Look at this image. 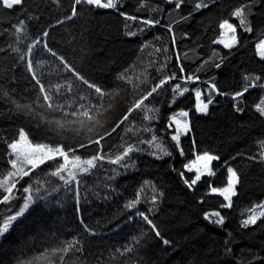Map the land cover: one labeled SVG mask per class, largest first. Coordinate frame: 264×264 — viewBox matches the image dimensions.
<instances>
[{"label":"trees","instance_id":"1","mask_svg":"<svg viewBox=\"0 0 264 264\" xmlns=\"http://www.w3.org/2000/svg\"><path fill=\"white\" fill-rule=\"evenodd\" d=\"M223 22L232 51L215 44ZM263 35L264 0L0 1V225L30 200L0 264H264V213L244 224L264 204ZM21 132L86 172L57 157L2 184ZM202 154L214 175L193 183Z\"/></svg>","mask_w":264,"mask_h":264},{"label":"rangeland","instance_id":"2","mask_svg":"<svg viewBox=\"0 0 264 264\" xmlns=\"http://www.w3.org/2000/svg\"><path fill=\"white\" fill-rule=\"evenodd\" d=\"M4 7L12 8L20 4L21 0H0ZM87 2L89 4H96L103 7H109L112 0H77V2ZM177 2V0H167ZM215 44L224 49L225 51H232L237 47V37L235 27L228 23L223 22L220 25V34ZM256 56L259 60L264 61V35L257 40L255 43ZM195 109L198 114L206 115L208 106L201 98L200 94L196 95V106ZM260 113H264L259 110ZM170 128L175 130L174 140L179 141L180 137L184 136L188 129V114L187 112L181 111L176 116L170 119ZM10 171L2 184L16 177L23 170L29 166L36 168L40 163L48 162L51 159L60 157L64 160L65 165H72L70 168V177H75L76 174H83L86 172L87 167H84V163H80L79 160L68 157L62 153L59 147H48L43 145H35L29 142L25 133L21 132L18 139L13 142L10 147ZM216 158L209 154L197 155L193 161L185 166V170L194 175L193 183L200 180L202 177H212V163ZM237 185V177L231 168L227 170V184L214 193L221 196L224 200L223 208L229 209L231 207L232 198L235 195V188ZM9 194V193H8ZM30 207V200L27 196L26 200L22 203L15 211H11L7 214L2 224L0 225V236H2L10 227V225L17 219H19ZM264 213V204L253 211V214L244 221L245 225L253 224L258 217ZM207 217L214 219L216 222H220L219 214L216 212L207 214Z\"/></svg>","mask_w":264,"mask_h":264}]
</instances>
